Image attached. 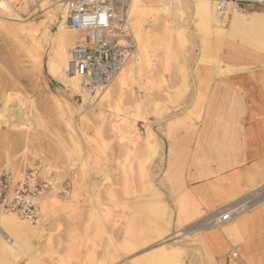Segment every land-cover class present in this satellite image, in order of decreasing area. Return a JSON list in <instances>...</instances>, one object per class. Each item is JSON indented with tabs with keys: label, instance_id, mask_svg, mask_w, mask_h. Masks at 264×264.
<instances>
[{
	"label": "rangeland",
	"instance_id": "rangeland-1",
	"mask_svg": "<svg viewBox=\"0 0 264 264\" xmlns=\"http://www.w3.org/2000/svg\"><path fill=\"white\" fill-rule=\"evenodd\" d=\"M26 2L25 6L28 7L19 11L24 20L20 25L36 29L34 35L19 32L13 36L7 28L13 22L0 13V171L19 169L29 164L35 156L41 155L59 179L66 178L67 171L74 168L77 170V180L86 181L92 163L101 162L103 154L110 152L113 160L116 159V169L120 168L124 174L141 140L140 128L151 136L155 147L157 136L152 132V126L180 117L187 111L193 104L198 88V66L217 62L213 59L215 46L219 44L216 37L197 24L191 4L181 0V14L158 17L157 20L145 17L139 28L141 41H138L137 32L131 27L137 48L141 49L144 45L146 48L142 56H134L135 62L139 58L135 81L124 89L123 100L91 98L87 102L81 93L71 91L67 84L48 71L60 25L63 23L69 30L65 6L57 8L54 19L50 20L40 3L31 0ZM51 3L56 9L57 3ZM158 6L160 8L162 3ZM254 12L264 14V8L244 11ZM235 40L241 42L239 36L233 39V43ZM30 49L37 51L30 54ZM37 55L38 61L35 60ZM241 56L229 54L228 58L234 60ZM102 89L92 94L101 93ZM8 109L11 111L8 114L10 116L3 117L2 113L9 112ZM118 149L122 152V165L116 154ZM140 168L143 174L145 166ZM116 179L107 177L104 181L92 184L94 194L88 201L90 214L83 228V237H76L81 234L77 230L79 228H71L59 220L56 229L51 232L59 237L57 242L53 238L35 245L32 242L28 245L17 242L22 249L11 254L21 259L25 252L29 256L28 264H145L148 257L158 254L163 247L173 251L177 246L178 262L202 264L198 234L210 230L198 231L192 227L189 230L178 225L156 243L152 251L133 259L137 248L127 249L128 241L118 243L103 226L111 221L119 226L125 221L119 217L114 192L117 185L113 181ZM125 181L128 182L127 176ZM251 196H261V203H264V188L254 190ZM52 199L43 204L47 205V211L62 204V201ZM73 200H77L76 193ZM46 215L43 211V227L48 222ZM72 245L85 248L87 257L83 260L73 258L70 253ZM121 253L125 257H121Z\"/></svg>",
	"mask_w": 264,
	"mask_h": 264
},
{
	"label": "crops",
	"instance_id": "crops-1",
	"mask_svg": "<svg viewBox=\"0 0 264 264\" xmlns=\"http://www.w3.org/2000/svg\"><path fill=\"white\" fill-rule=\"evenodd\" d=\"M215 47L217 62L198 66L192 106L180 117L152 126L156 146L140 128L141 140L124 174L116 169L110 152L92 163L86 181L77 180V170L67 171L64 179L72 183V198L48 210L43 235L32 244L49 238L57 242L59 237L51 232L59 220L79 228L76 237H83L92 184L107 177L117 178L113 180L116 203L125 221L103 226L118 243L128 241L138 247L133 259L152 251L176 225L190 230L223 206L251 198L254 190L264 188V49L244 47L240 40L232 47L222 42ZM232 51L242 52V58L229 59ZM116 154L122 165L121 149ZM141 166H145L143 174ZM198 243L202 264H264V208L243 213L230 226L198 234ZM84 249L72 245L70 253L83 260ZM235 249L238 258L231 257ZM24 253L16 259L0 250V264H28Z\"/></svg>",
	"mask_w": 264,
	"mask_h": 264
},
{
	"label": "built area",
	"instance_id": "built-area-1",
	"mask_svg": "<svg viewBox=\"0 0 264 264\" xmlns=\"http://www.w3.org/2000/svg\"><path fill=\"white\" fill-rule=\"evenodd\" d=\"M65 7L72 29L83 36L70 49L68 74L77 77L85 88L94 93L120 74L128 60L136 54L137 44L126 14L122 9L120 11L123 4L115 0H66ZM215 8L221 15L233 10L244 12L264 8V0H217ZM101 17L106 22L101 23ZM70 171L75 169L71 168ZM72 194L71 181L59 179L41 155L19 169L0 171V216L13 215L29 225L37 226L44 222L43 204L46 200H70ZM240 202L217 210L193 229L212 230L230 224L244 207L248 208L252 203L251 198L246 199L245 206L238 205ZM231 257L238 258L239 252L233 250Z\"/></svg>",
	"mask_w": 264,
	"mask_h": 264
},
{
	"label": "bare ground",
	"instance_id": "bare-ground-1",
	"mask_svg": "<svg viewBox=\"0 0 264 264\" xmlns=\"http://www.w3.org/2000/svg\"><path fill=\"white\" fill-rule=\"evenodd\" d=\"M26 1L27 0H0V13L4 14L6 17H8V19H10L13 22L12 25L7 26V28L10 30V33L13 36L18 34L19 32L24 33V34L34 35V33H36L37 31L36 29H33L29 26L20 25L21 22L24 20L20 16L19 11L21 10V8L28 7V6H25V3L27 5ZM31 1L34 2L33 0ZM54 1L57 3L56 9L54 7V4L51 3ZM65 1L66 0H58V1L42 0L37 3L41 4V9L45 11L49 19L52 20L54 19V15L57 13V8H61L65 6ZM115 1L120 5L123 4V7L120 8V11L122 9L124 14H126L129 25H130V30L133 28L134 32H137L136 38L138 39V41L142 40L139 34V28H140L141 22L145 20V17L149 16L151 19L154 18L157 20L158 17L162 18V17H168L171 14L177 15V14L182 13L181 0H177L175 3H174V0H124L122 3H119L120 0H115ZM187 1L188 3L191 4L193 15L195 16V19L198 21L197 24L202 25L208 32H210L211 36L216 37L215 38L216 42L218 43L222 42L224 43L225 46L232 47L234 46L233 39L239 36L241 38V43L244 44V47L248 46V47L255 48V49L264 48L262 45L264 44V14L256 13V12L244 13L243 11L233 10L225 15H221L216 11V8L214 5L215 0H187ZM159 3H162V6H160V8L158 6ZM161 7L163 8L161 9ZM66 22L68 23L67 26L69 30H67L66 26H64V24L62 23L54 39V44H55L54 54L53 56H51L48 62L49 73L53 77L58 78L61 81H63L65 84H67V86L71 88V91L73 90L76 93H81L83 95L82 98L84 99V101L90 100L91 98L96 99V100H102V101L109 100L110 98L111 99L117 98L119 101H122L123 94L125 95L124 89L128 87L129 84L135 81V74H136V70L138 66L137 63L139 61V58L135 62L134 56L135 57L142 56L143 51L146 48L145 45L142 44L144 46H142L141 49L137 48L136 54L128 60V62L125 64V66L121 70L120 74L114 80H112L107 86L96 89L99 91V89L105 88V89H102L103 92L93 95L92 94L93 92L90 89H87L83 86L81 80H79L77 77H74L68 74V61H69L70 49L73 46H75L76 43L79 41V39H82L83 36L80 32H77L72 29L70 22L67 20V14H66ZM133 29L131 30V32L133 31ZM34 51H37V50L32 49L30 51V54L33 53ZM231 55L232 56L242 55V52L232 51ZM38 56L39 55L35 57L36 61H38ZM12 99H9V100H12ZM10 112H11L10 110L9 112L4 111L2 113L3 117L10 116L8 115ZM8 120L10 121V119ZM111 120L114 121L113 119ZM123 124L124 123L122 121L121 125ZM10 136H13V135H10ZM241 153L242 152L240 151L239 155ZM241 159H242V156H241ZM262 200L263 199L261 198V196H258V197L251 196L252 203L249 205L248 208L244 207L242 211L239 210L241 211V213L237 217H239L243 213H247L246 212L247 210L248 211L256 210V207L264 208V203H261ZM245 201L240 202L238 205L245 206ZM43 211L46 213L48 212L46 204L43 205ZM233 222L225 226H230L231 224H233ZM43 228L44 227L42 226V224H39L37 226H32V225H29L19 220L13 215H8V214L1 215L0 216V233L2 234V238L0 239V243H1L0 249L3 251V253L4 252L10 253V254L11 252L14 253L15 250L22 249L21 247L17 245V242H22L28 245V243L32 242V240L35 239L36 236L41 235V234L43 235V230H44ZM127 245H129L127 249H131L134 247V245L131 243ZM163 248L164 249H162L158 254L148 257L145 260V264H182L181 262H178L176 259L179 253L177 246L174 248L173 251H170V249H168L167 247H163Z\"/></svg>",
	"mask_w": 264,
	"mask_h": 264
},
{
	"label": "snow or ice",
	"instance_id": "snow-or-ice-1",
	"mask_svg": "<svg viewBox=\"0 0 264 264\" xmlns=\"http://www.w3.org/2000/svg\"><path fill=\"white\" fill-rule=\"evenodd\" d=\"M104 22H106L105 18L101 17V23H104Z\"/></svg>",
	"mask_w": 264,
	"mask_h": 264
}]
</instances>
